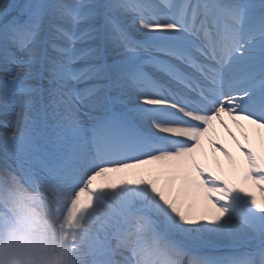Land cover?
I'll return each mask as SVG.
<instances>
[{
  "label": "snow or ice",
  "instance_id": "1",
  "mask_svg": "<svg viewBox=\"0 0 264 264\" xmlns=\"http://www.w3.org/2000/svg\"><path fill=\"white\" fill-rule=\"evenodd\" d=\"M0 62L5 104L20 87L54 121L34 133L17 113L0 232L19 226L18 241L36 221L32 198L9 191L19 176L51 197L76 264H182L212 239L259 255L232 264H264V131L258 152L248 129L264 130V0H0Z\"/></svg>",
  "mask_w": 264,
  "mask_h": 264
},
{
  "label": "rangeland",
  "instance_id": "2",
  "mask_svg": "<svg viewBox=\"0 0 264 264\" xmlns=\"http://www.w3.org/2000/svg\"><path fill=\"white\" fill-rule=\"evenodd\" d=\"M157 3L160 0H156ZM174 2V0H173ZM12 69L10 68L9 71ZM5 67L3 63L0 64V167L5 169V149H7V163L12 165L13 167H19L17 157L21 155L18 151V147L15 143L11 142V133L13 128L16 126L17 121V113H21L24 121L26 130H30L34 133L45 132L46 125L53 124L54 121L50 117H45L42 112V103L38 95L36 94H28L21 91V88L18 87L15 91L9 96L7 103L5 104L3 99V80L5 78ZM26 84L31 85L32 87H38L36 81H26ZM51 112V109H48ZM235 125V130L233 131L236 136L240 138L239 130ZM227 133V132H226ZM232 149L231 152H235L237 154V159L243 163V157L239 150H237L234 141H232ZM252 142V141H251ZM253 143V142H252ZM253 146V145H252ZM205 149V148H204ZM256 150V149H255ZM207 152L213 155L211 147L207 146ZM216 152L214 155L217 158ZM219 156V155H218ZM234 156V155H233ZM221 159L217 158L220 164L227 169L228 163L225 158L221 155ZM210 165L213 162L207 161ZM18 174V173H17ZM230 180H238L239 174L234 173L228 176ZM16 180L20 183L8 185L9 191L12 192H21L25 195V197H31V200H26V203H29L31 208L34 209V215L36 217V221L32 224L25 225L20 229V236L22 237L18 241L13 237L12 227L19 226H10L9 228H5L2 232H0V239L5 241L8 239L11 243H14L17 250L24 251L23 249H31L39 251L42 246L45 245V241L48 240V230L46 228L45 220L41 217H44L48 220L54 219L57 217L56 222L60 226L63 223V219L60 215L57 214L55 208L56 206L51 203V197L48 195L46 191L37 190L33 186H29L23 179L17 176ZM40 182V181H37ZM49 186L53 187L57 193L60 195H66L67 192L70 191L66 186H62L56 181L48 180L46 182ZM246 188H251L254 192L256 191L257 196L259 197L260 192L259 189L251 187V181L247 182ZM244 186V185H243ZM59 188V189H58ZM60 219V221L58 220ZM58 233V241L56 242V246L60 250L69 251V258L73 264H76V260L74 254L71 251L72 245L65 241L63 235L66 233H62L61 228H59ZM52 234V233H51ZM57 239V237H56ZM13 255L16 256V250L11 251ZM184 259H187V264H191V261L197 258L208 259L211 261V264H232L233 261H258L259 255L255 252V250L245 244L234 243L228 239H212L206 242H202L199 244L191 245L186 249V255H184Z\"/></svg>",
  "mask_w": 264,
  "mask_h": 264
},
{
  "label": "bare ground",
  "instance_id": "3",
  "mask_svg": "<svg viewBox=\"0 0 264 264\" xmlns=\"http://www.w3.org/2000/svg\"><path fill=\"white\" fill-rule=\"evenodd\" d=\"M224 119L228 127L232 131H234L235 124H233V122L227 116H225ZM213 124L217 132L216 138L220 140L222 143H224L229 149V151L231 150L233 151L232 142H231L232 138L228 136L226 131L222 127H220V125L217 122L214 121ZM253 127L254 126H251V125L248 126L249 138H250V142L251 141L253 142V143L251 142V144L253 145V148L259 152L261 150L260 132L264 130H258V129L253 130ZM237 138L239 137L237 136ZM207 146H208V143L205 140L204 145H203V150L209 158L208 161L213 162L212 160L213 155L207 152ZM232 154L234 155V157L238 158L235 152H232ZM216 156L217 158L221 159L220 153H217ZM3 170L4 169L0 167V173H2ZM15 183L20 184L16 179L12 180L11 177H9L8 185L11 186V184H15ZM246 184H244V187H246ZM253 193L254 195L257 196L256 191H254ZM41 218L45 220L44 225L46 226L48 230V235H47L48 240L45 241V245L42 246V248H40L39 251L31 250V249L29 250L23 249L24 251H21V250H17L14 243H11V241H9L8 239H6L5 241H2L0 239V264H73L69 258L70 256L69 251L60 250L58 246H56V242L58 241V236H57L58 233L56 232H59V228H61L56 222L57 217L51 220H48L44 217H41ZM60 219L58 218L59 221ZM13 250H16L17 252L16 256L11 253V251Z\"/></svg>",
  "mask_w": 264,
  "mask_h": 264
}]
</instances>
